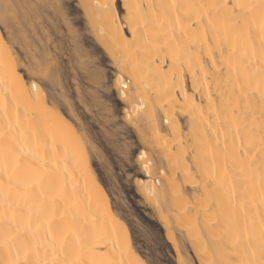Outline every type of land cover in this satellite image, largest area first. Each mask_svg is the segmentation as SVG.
<instances>
[{
    "label": "bare ground",
    "instance_id": "bare-ground-1",
    "mask_svg": "<svg viewBox=\"0 0 264 264\" xmlns=\"http://www.w3.org/2000/svg\"><path fill=\"white\" fill-rule=\"evenodd\" d=\"M120 1L122 17L118 0H78L91 50L61 0H14L29 5L26 36L0 25V264H147L94 171L107 156L70 95L72 72L87 112L88 89L95 111L111 112L93 58L102 50L127 121L158 147L135 157L139 191L179 263L194 264L187 242L199 264H262L264 0Z\"/></svg>",
    "mask_w": 264,
    "mask_h": 264
},
{
    "label": "rangeland",
    "instance_id": "rangeland-1",
    "mask_svg": "<svg viewBox=\"0 0 264 264\" xmlns=\"http://www.w3.org/2000/svg\"><path fill=\"white\" fill-rule=\"evenodd\" d=\"M68 2L71 5V8L67 9V12H71V20H73L71 21V23L75 22L73 24L74 27L79 29V31L83 33V36L86 37V39L90 38L88 41L84 37H82V39H84V44H86L85 47L88 48V50H91L92 46L96 44L93 40V37H91L90 35L88 38L87 34L84 32L86 30V20H84L83 12L80 9L78 0H66L65 4H68ZM117 7L122 17L125 14V10H123L120 0H118ZM0 28L4 33L5 31L3 30V27L0 26ZM65 30L66 28L64 27V31ZM125 31L128 32V29H125ZM84 33L86 35H84ZM90 41L93 42L91 43ZM17 51L20 52L19 49ZM99 53H94L93 58H96L98 63L101 62L99 65L103 64V67H100L104 72L106 71L105 82L107 83V87L110 88L109 92H99H101L103 101H107L105 102L108 105L107 107H110V109H112L110 113L107 111L103 112V110L95 111L98 108H93V106H91L93 104L91 100L93 101L95 91L92 88H90L92 90L88 89L87 92L83 93V97L86 99L91 110L89 111L92 115L89 111L88 113L85 107L81 105V103H79L77 99L78 93L76 91V86H74L75 83L72 80V72H70L71 78L70 80H68V84L71 88L70 95L72 94L71 97L74 100L76 110L78 109L77 113H79V115L82 117V122L86 124L85 127H87L88 135L91 139L93 138L95 140L94 142L98 145V149H102L104 156H107H105L108 162L106 163H110L109 165H107L104 161H100L94 158L95 160H92L94 171L96 170L95 172L97 173L98 178L107 191L111 206L126 222L130 231L132 241L134 243V247L137 248L139 254L143 257L147 264H180L179 262L181 258H178L177 250L168 240L166 230L161 220L158 218L156 211H154L152 204H149V201H147L144 198L143 194L139 191L140 186L142 185V183H144V181H146L147 178L145 176L146 174H144V171H142L143 169H141V162H139L138 164L136 160L137 158L135 157L143 149L148 151L149 153L152 147H158L153 145L154 143L152 142V138H150V133H146L145 131L142 135V133H139L137 129L127 121L125 114H127L129 110H126V106L122 102H120V98L118 99V91H116V88H114L113 86V81L115 80V76L117 74V68H115V66L111 62L110 57H108L105 51L102 50V53ZM21 55L22 57L24 56L23 53H21ZM67 61L68 59L64 58V64L67 65ZM67 70L69 71V67ZM21 71L25 74L24 69H21ZM78 76H82L80 77V79L83 78V75L80 72ZM187 84L190 85V82L187 81ZM92 91L93 93H91ZM88 95H90L91 97H89ZM90 106L92 107V109ZM111 113L113 114V116L110 115ZM181 121L184 126H187V119L182 118ZM184 128L185 133L187 134V127ZM181 137H184V135L181 134ZM118 143L120 144L119 146H121L120 148H118ZM125 143L128 145L126 150L129 152V154L127 156L119 153V149H123L122 145H124ZM148 145L150 146L148 147ZM147 147L150 150L147 149ZM154 159L155 161H158L157 156H154ZM156 164L159 165L158 162H156ZM158 180L159 179H157V181ZM177 180L183 182L185 181V178L181 179L180 177H178ZM188 188L189 190L191 189L190 187ZM199 199L200 201H202L205 199V196H200ZM177 239L179 240V235ZM184 248L187 250L188 256L193 260L192 262L194 264H199L191 245L185 242ZM178 251L183 252V248H181V245ZM182 255L185 256L184 253H182ZM182 259H185V257H183Z\"/></svg>",
    "mask_w": 264,
    "mask_h": 264
},
{
    "label": "snow or ice",
    "instance_id": "snow-or-ice-1",
    "mask_svg": "<svg viewBox=\"0 0 264 264\" xmlns=\"http://www.w3.org/2000/svg\"><path fill=\"white\" fill-rule=\"evenodd\" d=\"M32 7H35L33 4ZM29 5L27 4H16L14 0H0V25L5 26V30H11L17 36H26L29 32ZM60 12L65 15V20L71 23V12L65 13V9H70V4H65L61 0L58 6ZM4 40L3 36H0V43ZM39 67L37 71L44 75L45 73H50L51 65L50 63L45 65L44 61H38ZM35 87V85H33ZM127 87V85H125ZM264 264V262H262Z\"/></svg>",
    "mask_w": 264,
    "mask_h": 264
}]
</instances>
